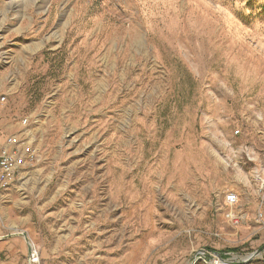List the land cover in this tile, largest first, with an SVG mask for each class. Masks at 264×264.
<instances>
[{
  "label": "rangeland",
  "instance_id": "1",
  "mask_svg": "<svg viewBox=\"0 0 264 264\" xmlns=\"http://www.w3.org/2000/svg\"><path fill=\"white\" fill-rule=\"evenodd\" d=\"M8 135L0 264H264V0H0Z\"/></svg>",
  "mask_w": 264,
  "mask_h": 264
},
{
  "label": "built area",
  "instance_id": "2",
  "mask_svg": "<svg viewBox=\"0 0 264 264\" xmlns=\"http://www.w3.org/2000/svg\"><path fill=\"white\" fill-rule=\"evenodd\" d=\"M24 122L26 120L24 119ZM22 141L17 135H8L0 143V185L10 182L16 171L20 167L28 166L33 163L34 153L29 148L25 151V156H21ZM225 204L228 207V212L225 214L227 223L232 226H239L246 219V213L237 205L239 204L238 194L234 191H227L224 196ZM264 203V180L261 181L258 188V205ZM258 218L261 220L262 212H258ZM31 247V246H30ZM29 255L31 264L39 261L38 255L34 253Z\"/></svg>",
  "mask_w": 264,
  "mask_h": 264
},
{
  "label": "crops",
  "instance_id": "3",
  "mask_svg": "<svg viewBox=\"0 0 264 264\" xmlns=\"http://www.w3.org/2000/svg\"><path fill=\"white\" fill-rule=\"evenodd\" d=\"M154 245L153 241H137L133 243L132 247L130 245L128 249L123 250L120 256L111 255V257H108L109 254H107L96 259L87 258L78 264H146V261L155 253L153 250Z\"/></svg>",
  "mask_w": 264,
  "mask_h": 264
},
{
  "label": "water",
  "instance_id": "4",
  "mask_svg": "<svg viewBox=\"0 0 264 264\" xmlns=\"http://www.w3.org/2000/svg\"><path fill=\"white\" fill-rule=\"evenodd\" d=\"M260 250H261V249H258L257 251L251 253V254L247 257L246 260H248V259L252 258L253 256H255L256 254H258V252H260ZM229 263H233V262H229Z\"/></svg>",
  "mask_w": 264,
  "mask_h": 264
},
{
  "label": "bare ground",
  "instance_id": "5",
  "mask_svg": "<svg viewBox=\"0 0 264 264\" xmlns=\"http://www.w3.org/2000/svg\"><path fill=\"white\" fill-rule=\"evenodd\" d=\"M215 157V156H214ZM211 160V159H210ZM186 174V173H185Z\"/></svg>",
  "mask_w": 264,
  "mask_h": 264
}]
</instances>
